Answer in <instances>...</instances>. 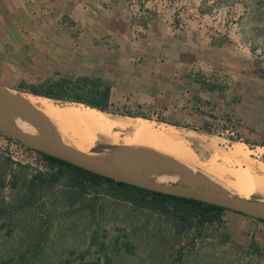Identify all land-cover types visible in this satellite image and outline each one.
<instances>
[{
  "label": "rangeland",
  "instance_id": "1",
  "mask_svg": "<svg viewBox=\"0 0 264 264\" xmlns=\"http://www.w3.org/2000/svg\"><path fill=\"white\" fill-rule=\"evenodd\" d=\"M186 29L202 32L197 45L202 49L205 78L216 73L233 76L242 71L244 60L240 59L246 58H255L252 69L264 76V0H0V91L46 99L62 111L84 105L34 96L28 88L62 78L98 81L110 88V105L104 113L155 124L171 140H181L202 163L214 158L232 172L229 175L240 178L235 191L217 190L264 201L258 193L264 191V121L261 141L248 143L238 132L240 120L233 115L225 114L224 119L190 132L170 121L162 110H139L131 100V87L136 85L133 73L137 74L134 64L157 56L164 45L168 46L165 53H170V47L181 49L183 40L171 37ZM210 35L224 48L209 50ZM214 57L218 61H209ZM118 66L127 73L117 72ZM260 101L264 112V99ZM5 115L18 131L42 132L36 126L29 130L27 125L32 122H17L20 118H12L10 111ZM52 121L55 136L65 146H84L61 137L59 126ZM21 122H27L26 128ZM132 133L112 129L110 135L118 137V145H107L100 136L91 151L84 147L75 151L147 150L123 146ZM234 145L240 153L230 152ZM204 170L197 168L198 173ZM49 172L36 151L0 133V183L4 185L0 189V264H264V229L224 214L220 225L186 238L178 236L164 217L111 200L103 188L98 189L94 215L81 210L80 204L71 208L59 186L47 193L41 190L32 196L30 205H23L21 192L27 181Z\"/></svg>",
  "mask_w": 264,
  "mask_h": 264
},
{
  "label": "crops",
  "instance_id": "2",
  "mask_svg": "<svg viewBox=\"0 0 264 264\" xmlns=\"http://www.w3.org/2000/svg\"><path fill=\"white\" fill-rule=\"evenodd\" d=\"M201 36L199 29H186L181 35L171 37L175 41L176 38L183 40L181 49L170 47V53H165L168 46L164 45L161 53L156 52L157 56L147 61L138 60L134 64L137 74L133 73L136 85L131 87L134 98L131 100L138 104L139 110L142 107L152 112L162 110L163 114L169 115L170 121L179 122L182 129L190 132L189 129L224 119L225 114L233 115L240 120L238 132L241 137L248 143L260 142L264 112L259 104L264 99V76L252 69L251 63L256 59H240L241 62L244 60L242 71L233 76L226 78L221 75L224 73H216L205 78L202 75L203 56L199 54L202 49L197 45L201 43ZM219 43L214 35L209 36V50L224 48ZM209 61L215 63L218 59L214 57ZM259 69L263 67L259 66ZM117 72L126 74L127 70L118 66ZM118 78V74L115 75V79ZM224 216L264 229V222L255 218L231 211H224Z\"/></svg>",
  "mask_w": 264,
  "mask_h": 264
},
{
  "label": "trees",
  "instance_id": "3",
  "mask_svg": "<svg viewBox=\"0 0 264 264\" xmlns=\"http://www.w3.org/2000/svg\"><path fill=\"white\" fill-rule=\"evenodd\" d=\"M19 88L24 89V86L20 85ZM28 92L55 101L83 104L101 112L106 111L110 105V88L98 81H89L85 78H78L74 82L62 78L47 85L29 87ZM38 154L47 163L50 172L38 173L27 181L21 192L23 205H30L33 201L32 196L39 194L41 190L47 193L59 186L64 194L62 197L71 208L80 204L81 210L94 215L99 200L98 189L103 188L104 196L111 200L125 202L140 212L152 211L164 217L168 223L174 225L178 236L186 238L191 236L192 232L201 234L210 225H220L224 211H227L198 200L170 196L115 182L55 157ZM3 187L4 185L0 183V189Z\"/></svg>",
  "mask_w": 264,
  "mask_h": 264
},
{
  "label": "bare ground",
  "instance_id": "4",
  "mask_svg": "<svg viewBox=\"0 0 264 264\" xmlns=\"http://www.w3.org/2000/svg\"><path fill=\"white\" fill-rule=\"evenodd\" d=\"M19 96L23 98L26 102H28L31 106L38 109L45 117H47L48 120H53L52 122H54L56 126L58 125L60 128L59 133L61 137L66 138L67 140L70 139V141L73 143H80L84 145V146L70 147V149L77 150L84 147V148H89L91 151L92 147L94 146L95 140L97 138H100V136L108 141L107 145H111V146L118 145L117 144L119 142L118 137L115 136V134L114 136L112 134L110 135V131L112 129H119V130L129 129L133 131L132 133L133 136L131 137V139L128 138L125 141H123L124 142V143L122 142L124 144L123 146L127 145L129 147L131 146V147L147 148V150L150 149L154 152H157L160 155L167 156L172 160H174L183 170H185L188 173L189 176H193L195 178L197 177L199 179L207 181L208 183H213L214 185L212 184V186L216 188H220L222 190L231 192L233 191L232 189L234 188L235 191V188L238 187L239 184H241L239 181L240 178H236L234 175H229L228 173H232V172L226 171V169L221 168L214 158L213 160L207 163H202L190 150L186 148V146L183 144V142H181V140L180 141L171 140V138L167 134H165L159 128H156L155 127L156 125L153 123H146V122L142 123V121L140 122L129 118L118 119L115 117H111L110 115L104 112L98 111L93 108L85 107L82 105H78L76 107H70L66 110L59 111L56 110V108H53L52 104L47 102L46 99L45 101H42L40 100L41 98L37 100V99H30L23 95L21 96L20 94ZM15 117L17 116L13 115L12 118ZM20 119H16L17 122L22 121V119L21 120ZM17 122L15 124H17ZM26 124H25V128H26ZM28 125L27 127L29 128V130H33L32 128L34 127V124L31 128L30 126L32 125V123L31 125L29 126ZM19 128L21 129L22 127L20 126ZM36 132L37 131H35V133ZM237 146L234 145L230 152L234 154L240 153L239 152L240 149H238L239 147ZM79 154L82 155V153ZM91 155L107 169H117L130 174H140L141 176H143L148 180L157 179V180H162V182L178 181V177L171 169L165 168L156 162L151 163L145 158L139 156L123 157L121 153L112 154L109 151H100V152L97 151ZM198 167L205 169L204 172L198 173L197 172ZM241 175H243L244 177V174ZM240 188L243 189V186H240ZM258 193H261L260 194L261 197L264 198L263 190H261V192Z\"/></svg>",
  "mask_w": 264,
  "mask_h": 264
},
{
  "label": "water",
  "instance_id": "5",
  "mask_svg": "<svg viewBox=\"0 0 264 264\" xmlns=\"http://www.w3.org/2000/svg\"><path fill=\"white\" fill-rule=\"evenodd\" d=\"M10 111L13 115L31 121L38 131L36 134L21 132L12 127L5 115ZM0 133L24 147L65 161L75 167L82 168L94 174L106 177L115 182L124 183L152 192L175 197L198 200L221 207L244 216L264 222V201L243 199L217 190L205 180H196L183 170L174 160L151 150L127 149L119 151L110 149L112 154L121 153L125 156H139L151 163L156 162L171 169L178 181L170 184H160L148 180L140 174H130L117 169H107L91 154H79L65 146L56 136L49 120L23 98L16 94L0 91ZM104 151V150H103ZM100 152V151H99ZM116 159V158H115Z\"/></svg>",
  "mask_w": 264,
  "mask_h": 264
}]
</instances>
